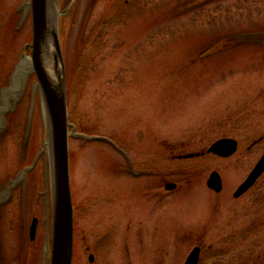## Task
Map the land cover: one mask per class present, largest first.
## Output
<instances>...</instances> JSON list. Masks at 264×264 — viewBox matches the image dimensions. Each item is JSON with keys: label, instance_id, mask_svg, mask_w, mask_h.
I'll return each mask as SVG.
<instances>
[{"label": "rangeland", "instance_id": "1", "mask_svg": "<svg viewBox=\"0 0 264 264\" xmlns=\"http://www.w3.org/2000/svg\"><path fill=\"white\" fill-rule=\"evenodd\" d=\"M28 1L0 0V264H47L43 103L35 75L18 74L30 61ZM55 1L73 133L112 141L176 185L159 213L140 203L130 226L110 207L128 184L114 175L126 158L71 137L72 264H185L194 247L198 264H264V174L233 197L264 153V0ZM220 139L238 143L228 159L207 153ZM189 154L201 156L180 159Z\"/></svg>", "mask_w": 264, "mask_h": 264}, {"label": "water", "instance_id": "2", "mask_svg": "<svg viewBox=\"0 0 264 264\" xmlns=\"http://www.w3.org/2000/svg\"><path fill=\"white\" fill-rule=\"evenodd\" d=\"M56 4L55 0H29L24 3L26 7L24 16L30 15L31 18L32 38L31 43L24 47L25 52H30V61L26 60L28 65L25 69L22 68L23 63L20 65L18 74L35 75L43 103L45 127L43 152H46L47 155L50 185V230L45 236L44 259L47 264H72L74 210L70 189L69 139L75 137L84 141H106L116 150L119 148L106 138H88L81 134H74L73 128L68 122L60 32L57 23L59 12ZM49 49L51 50V69L47 68ZM70 129H72V133L69 131ZM236 149L237 142L235 140L220 139L214 142L207 152L227 158L233 155ZM194 156L196 155L190 154L184 158H193ZM32 168L23 171L18 180L12 183L3 195L11 192L22 176ZM263 174L264 153L246 180L234 192L233 197L239 198L244 195ZM206 184L216 193L222 190L221 177L217 172L210 174ZM175 186V184H168L165 189L171 191ZM35 229L36 220L33 221L30 228L31 239L34 238ZM89 259L92 262V257ZM198 260L199 249L195 248L185 264H197Z\"/></svg>", "mask_w": 264, "mask_h": 264}, {"label": "flooded vegetation", "instance_id": "3", "mask_svg": "<svg viewBox=\"0 0 264 264\" xmlns=\"http://www.w3.org/2000/svg\"><path fill=\"white\" fill-rule=\"evenodd\" d=\"M237 148H238V143H237ZM200 156L201 155H197L196 158H199ZM231 156L227 158H223V159H228ZM124 158H126V161H127V169L123 170V167L118 165V167L116 166L114 169V175H116L117 177H120V173H123L128 178V182H127L128 184H126L125 187L121 186L119 189L115 188L116 195L111 198V201H113V203L110 204V207L111 209H114L116 213H119V211L121 212L124 211L125 213L130 214L131 215L130 216V219H131L130 226H131L132 221L135 220L132 214L134 212L139 213L140 209L138 208V205L140 203L142 207L149 209V210H154L156 212L158 211V213L161 211L160 209L162 208L164 209L166 184H165L163 173L155 172V171L154 172L152 171L153 173H150V171H147L148 169L145 170L142 167L139 168V166L136 163H134L132 159H130L128 156ZM154 179H157V180L155 181ZM132 182H135L138 184L136 188H133L130 185V183ZM222 186H223V183H222ZM175 189H176V186L171 191H174ZM151 191L152 193H154V195L149 196ZM136 219L138 220V218ZM34 220H36V229H35L34 238L31 239L30 228ZM28 234H29V238L32 241H34L37 235L39 234V222L37 218L32 219ZM195 248H199V259H200V257L202 256L203 250L200 247H194V249ZM131 263L132 262L129 261L128 264H131Z\"/></svg>", "mask_w": 264, "mask_h": 264}, {"label": "bare ground", "instance_id": "4", "mask_svg": "<svg viewBox=\"0 0 264 264\" xmlns=\"http://www.w3.org/2000/svg\"><path fill=\"white\" fill-rule=\"evenodd\" d=\"M50 53H51V50L49 49V51H48V57H47V60H48V67L47 68H50L51 69L52 64H51V56H50ZM27 65H28V61L23 62L22 68L25 69Z\"/></svg>", "mask_w": 264, "mask_h": 264}]
</instances>
